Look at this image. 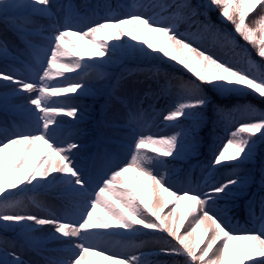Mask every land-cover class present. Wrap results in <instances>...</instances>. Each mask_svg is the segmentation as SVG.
Instances as JSON below:
<instances>
[{"label":"snow or ice","instance_id":"snow-or-ice-1","mask_svg":"<svg viewBox=\"0 0 264 264\" xmlns=\"http://www.w3.org/2000/svg\"><path fill=\"white\" fill-rule=\"evenodd\" d=\"M208 4L218 8L221 18L231 23L234 32L252 45L260 58H264V12L252 21L258 26L246 24L250 14L258 8L264 9V0H208ZM50 7L51 0H24L21 4L0 0V10L5 13L10 8H24L30 13L47 14ZM172 7L187 10V18L197 15L187 2ZM174 16L177 19L185 18L179 12L174 13ZM67 19L72 21L79 17L69 13ZM13 26L24 31L17 24ZM141 29L152 34H163L166 46L157 48L142 39L139 35ZM107 30L112 31L105 37L99 36V33ZM73 36L79 37L85 44H94L96 51L89 52L85 58L77 49ZM46 40V47L33 49L28 44L35 58V66L27 77L16 71H0V82H7L6 86L11 87L13 94L27 97V103L23 106L26 125L6 131L3 139H0V228L16 227L28 237L36 226L52 225L53 237L66 239L70 244L69 251L73 252L70 261L53 264H98L91 259L92 256L103 257L110 264H141L139 256L125 258L116 253L109 254L107 249L91 241L144 230L167 233L175 243L161 251L165 255L184 257L185 264H264V201H261V215L258 218L261 225L259 230H229L217 215L212 214L211 205L215 200L228 195L235 186L242 187L243 178L234 175L219 184H208L207 191L203 193L193 190L179 193L167 186L165 175L154 174L149 167L153 162L163 164L167 158L179 155L183 149L179 138L185 136L184 132L171 136L139 134L131 145L129 161L95 175L88 170L87 165L80 167L73 160L74 150L79 149V144L57 140L60 129L58 117L65 115L76 119L79 114L78 107L61 101H67L87 90L79 79L70 81L69 74L75 73L79 77L85 66L110 62L111 56L121 48L148 55L162 54V58L178 62L199 81V84H192L191 96L177 103L164 116V120L172 125L181 118L192 117L193 110L208 104L207 98L199 93L201 84L222 92H249L264 99V71L258 67L253 71L251 60L247 68L222 61L179 34L175 23L158 21L139 12L124 16L106 15L80 29L68 22L57 27ZM247 111L252 119L241 122L230 133L226 143L214 155L211 168L250 160L257 139L264 141V112L257 113L254 108ZM10 149H14V153H10ZM132 169L136 170L134 179L143 183L148 203L134 188L123 182L122 178L131 174ZM57 178L64 185L65 192L78 200L76 211L68 217L51 218L22 214L21 200L17 197L28 191L48 188ZM164 193H168L172 199H167ZM182 199L193 203L188 214H182L177 221L173 217ZM155 200H162V203L157 205ZM169 205H172L171 211L162 215L163 209ZM98 207H103L111 219L101 215ZM189 216L191 220L188 221V227L182 232ZM198 229L202 230L199 238L194 240ZM73 238L78 242L71 243ZM231 241L246 243L233 245ZM6 255L12 259L0 260V264H23L14 252Z\"/></svg>","mask_w":264,"mask_h":264},{"label":"rangeland","instance_id":"rangeland-1","mask_svg":"<svg viewBox=\"0 0 264 264\" xmlns=\"http://www.w3.org/2000/svg\"><path fill=\"white\" fill-rule=\"evenodd\" d=\"M109 1L110 0H82L80 5H72L65 8L64 12H62L57 7L58 4H61V0H51V7L47 14L30 13L24 8H10L6 13L4 10H0V41L5 39L9 34L16 36V39L10 40L6 43L8 47L14 46L15 48L14 51H11V54L8 55V52H5V48L0 45V71H16L20 75L27 77L30 74V69L35 66V58L31 55L32 49H29V43L32 45L33 49L46 47V37L51 36L54 33V30L61 26L60 22L74 23L77 29L85 28L91 23L99 21L106 15H127L123 14V9L129 10L130 12L143 13L144 15L153 17L158 21L175 23L177 32L187 38L186 33L177 28L175 16L162 13L159 10V5L150 3L151 0H114L117 2L115 8L117 11L114 9L107 10L105 15L98 16L100 8L103 10L106 8L108 9ZM5 2L21 4L24 0H5ZM87 2L91 5H87L84 7L85 9H83L82 6ZM88 6L92 7L93 12H87L85 16H82V13L84 10L88 9ZM123 6L124 8H122ZM63 13L65 14L63 15ZM69 13L79 17V19L68 21L67 17ZM24 16L25 18H28L27 16L31 17L28 22L22 24L20 20ZM14 24L21 26L24 31H19L13 26ZM111 31L112 30L101 32L99 33V36L105 37ZM142 34L146 36L154 46H166V37L163 34H152L146 29H141L139 35L141 36ZM72 39L76 42L77 49L85 58H87L89 52L96 51V46L94 44H85L76 36H73ZM190 41L194 43V46L206 50L209 54L222 61H227L237 67H249L250 59L243 58L239 53H236L229 47H212L208 45L206 41L198 38ZM68 47L69 50H71V46L69 45ZM140 54L142 53L132 49L121 48L111 56L110 62L106 61L103 65L95 64L85 66V68L80 71L79 77H77L75 73L69 74L68 76L70 81L79 79L86 85L87 90L81 92L79 95L72 96L67 101H61L66 102L71 106L78 107L79 114L76 119L65 115L58 117L60 129L57 132V140L79 144V149L74 150L75 154L73 155V160L76 161L80 167L87 165L88 170L93 175L97 173L103 174V172L107 171L110 167L122 165L129 161L131 159V145L139 134L171 136L177 132H183L181 131V123L178 122L175 125H172L164 120V116L168 111L172 110L177 103L185 100L183 77L181 75L173 74L170 77L169 88L167 90V93L170 96V101L163 108L156 107L153 104V97L158 94V89L161 83L167 81V73L164 70H157L155 77L153 76V78L149 71L134 73L131 75L126 74L122 77V82L118 83L115 87L111 86L106 68L116 62H121L124 59L133 56L138 57ZM154 55L156 56V54ZM251 61L253 64V71H255L257 67L260 68L257 63L253 60ZM189 73L194 75L190 71ZM1 85H4V88L0 87V90L2 91L11 89V87L6 86L7 82H0V86ZM151 86L153 87V99H150V101L142 107V97L146 91L150 90ZM106 92L111 93L113 98L118 97V99H121L124 103H127L128 101L127 105L130 109L129 112L122 110L125 112L118 116L116 122L113 123V127H109L111 119H107L103 125L104 129L102 137L95 141L92 137L95 123L94 116L90 113L89 104L84 100V97L92 95L99 96ZM224 93L228 94L229 92ZM26 103L27 97L25 95H18L17 97L11 98L8 97L6 100L7 106L1 107L6 110V114L5 112L0 113V138L3 139L5 131L11 129V122L9 120L11 119L10 114L12 112L20 115V125L27 123L23 112V106ZM214 104L216 105L217 112H220L221 119L224 121V130L221 133H218V144L212 150L209 158H207V156H199L205 158V161H200L197 166L196 164L199 162V159L191 161L187 164L185 171L180 176L170 177L169 173L164 169L163 164L153 162L149 165L154 174L165 175L167 186L171 187L173 191L183 193L184 191L193 190L195 192L203 193L207 191L208 184H219L229 178H233L234 175L243 178V185L249 182L248 179L255 169L254 162L251 160H245L239 164L231 165L229 166L230 168L224 169V172L217 178L211 179L212 173L210 164L214 155L223 147L229 138L230 133L234 131L241 122H248L252 119V115L247 111V109L251 107L247 106L246 102L244 103L243 101L238 100L232 103L231 108L236 112L235 116H230L227 112H221L220 105L216 102H214ZM114 105L116 111L123 109L117 102H115ZM255 110L257 113L264 112L263 110ZM131 117H133L135 121H130ZM186 119L187 124L197 125L200 117L194 114L192 117ZM212 130L214 133H217L215 129L212 128ZM197 138V136L192 135L190 138L185 137L184 139H188L192 144H195L196 140H198ZM14 151V149H11L10 153H14ZM85 154H90L89 161L88 163H81L80 160H82ZM149 155H151V153H149ZM258 155L263 157L260 160L262 167L260 174L256 178V183L264 191V145L256 141L252 156ZM175 158L180 157L177 155ZM196 169L198 170L196 171ZM130 173L131 174L122 178L123 182L134 188L137 194L148 203V195L144 189L143 183L134 179L136 170L132 169L130 170ZM253 182H255V180ZM149 187H151L150 182ZM40 190L43 189L28 191L36 195L34 201L29 200L28 197L21 200L20 209L22 210V214L51 218L53 216L68 217L76 211L78 200L71 194L65 192L64 185L59 182L58 178L50 187L44 189L46 191L48 190V193L43 194ZM91 190L92 189L90 188V191ZM238 190H240V188ZM237 193L238 191L236 188H231L229 193L230 197L222 195L217 198L215 203L211 205L212 214L217 215L229 230L235 232L252 229L259 230L261 225L258 218L261 215V201H264V196H262V200L258 206V195L256 193L251 194L245 200L246 221L241 222L238 218L232 217L230 207L224 206L223 202L218 203V199L229 200ZM164 196L169 200L172 199L168 193H164ZM154 203L159 205L162 203V200H155ZM192 203L193 202L188 199L180 200L177 206V212L174 214L173 218L179 221L182 214L187 215ZM171 208L172 205L165 207L161 214L167 215L171 211ZM97 210L101 215H105L108 219H111L103 207H98ZM189 220H191L190 216L188 217V220L185 221V226L181 229L182 232L188 227ZM201 230L202 229H198L197 233L194 234V240L199 238ZM53 232L54 228L52 225L36 226L28 237L25 235L22 236L17 243H0V258L11 260L12 257L6 255V253L14 252L19 256L20 260L23 261V264H53V262L70 261L73 257V252L69 251L70 244L66 239L54 238L52 235ZM144 232L148 234L151 233L148 230H144L130 235H112L95 238L91 242L98 244L102 249H107L109 254L116 253L125 258L131 255L140 257L141 254L151 251H159L163 254L161 249L168 246L161 240V238L158 240L150 237L143 240L137 239V237ZM56 236L59 237V234H56ZM76 242L78 241L75 238L71 241L73 244ZM242 242L243 241H231L230 243L238 244ZM201 246L203 247V245ZM91 259L97 261L98 264H110V262L104 260V258L100 256H92ZM140 260L141 264H179L173 257L167 260L166 263L164 258H157L152 262L142 260L141 257Z\"/></svg>","mask_w":264,"mask_h":264},{"label":"trees","instance_id":"trees-1","mask_svg":"<svg viewBox=\"0 0 264 264\" xmlns=\"http://www.w3.org/2000/svg\"><path fill=\"white\" fill-rule=\"evenodd\" d=\"M167 3L168 11H177L180 12L181 15L185 18L180 19L181 27L185 28L189 34L199 35L204 38H207L210 43L218 45V44H229L233 48L239 50L243 55L246 57H252L259 61V63L264 68V58H260L257 55V50L252 47V45L246 43L238 34L234 32L233 25L231 23L225 22L220 14L219 9L215 6H210L208 4V0H164ZM190 3L192 8H196L197 15L191 18H187L188 13L187 10L177 9L172 7L176 4H183V3ZM261 12H264V9L258 8L254 13L250 14V18H246V24L249 26L256 27L258 24L254 25L252 23L253 20H257L258 16ZM208 25L209 27H205ZM125 66L122 67H133L135 63L144 64V65H152V66H166L168 68H176L182 74H184V78L186 83V90L192 93V84L195 82L199 84L197 79H194L190 76H187L185 69L181 66L178 62H168V59L162 58L161 55H157V58L154 59L152 55L142 54L141 57L137 60L132 59L126 62ZM120 66H115L111 69L113 74H117L118 68ZM199 93L205 96L208 100V104L200 109H196L197 113L201 115L208 116V121L213 122V118L216 117L215 110L213 109L212 102L219 97L222 98L220 91H216L212 89L211 86L208 85H200ZM230 97L235 99H242L247 101L252 106H256L258 108L264 109V99H261L258 96L252 95L248 92H239V91H231ZM226 105V103H225ZM204 130V126H202V131ZM214 139L211 141L213 144L216 143ZM187 145V144H186ZM176 171H179L176 170ZM19 228L12 227V228H0V236L1 237H10L13 233L19 231ZM163 240L166 243H170V245L174 244V241L169 239L168 237H163ZM182 264H185L184 257H179Z\"/></svg>","mask_w":264,"mask_h":264},{"label":"bare ground","instance_id":"bare-ground-1","mask_svg":"<svg viewBox=\"0 0 264 264\" xmlns=\"http://www.w3.org/2000/svg\"><path fill=\"white\" fill-rule=\"evenodd\" d=\"M74 2L77 3V4L80 3L79 0H74ZM65 3L69 4V3H71V1L65 2ZM0 87H3L4 88V85H1ZM17 96H18V94H13L11 91H2V90H0V107H6L7 106L6 100L8 99V97H17ZM11 120L15 121V119H13V118L10 119V122H11ZM11 123L13 125L12 126V130H15L16 128H22V127H24V126H22V127L17 126L16 122H11ZM10 150H8V151L10 152ZM41 192L42 193H45L47 191L43 189V190H41Z\"/></svg>","mask_w":264,"mask_h":264}]
</instances>
